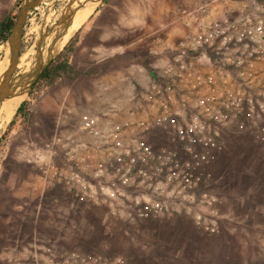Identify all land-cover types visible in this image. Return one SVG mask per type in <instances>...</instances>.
Listing matches in <instances>:
<instances>
[{
  "label": "built area",
  "instance_id": "2783aa9c",
  "mask_svg": "<svg viewBox=\"0 0 264 264\" xmlns=\"http://www.w3.org/2000/svg\"><path fill=\"white\" fill-rule=\"evenodd\" d=\"M172 21L181 35L127 117L82 114L79 135H56L36 166L83 210L104 208L129 227L185 218L214 236L234 187L233 150L264 151V0H182ZM66 263L128 261L105 249Z\"/></svg>",
  "mask_w": 264,
  "mask_h": 264
},
{
  "label": "crops",
  "instance_id": "0c3cea01",
  "mask_svg": "<svg viewBox=\"0 0 264 264\" xmlns=\"http://www.w3.org/2000/svg\"><path fill=\"white\" fill-rule=\"evenodd\" d=\"M149 68L133 75L132 103L136 92L150 80ZM58 101L46 98L41 110L53 116L51 140L56 135L78 136L81 114L68 113V106H59ZM116 118L108 120L119 122ZM41 122L45 125L47 121ZM29 146L19 148L17 174L0 179L1 264H67L72 253L105 249L125 255L128 264H233L230 238L234 232L246 245L245 233L263 228L257 221L249 224V219L264 215V151L257 148L248 149L243 156L241 150H233L231 170L235 173L227 181L234 187L221 205L225 220L219 234L207 236L185 218L129 227L117 223L104 208L83 210L68 193L49 188L40 177L36 163L49 157L46 145L32 142ZM57 151L63 153L64 149L57 147ZM252 158H257L254 165ZM245 166L251 170L246 172ZM243 255L240 249V257Z\"/></svg>",
  "mask_w": 264,
  "mask_h": 264
},
{
  "label": "rangeland",
  "instance_id": "374dc122",
  "mask_svg": "<svg viewBox=\"0 0 264 264\" xmlns=\"http://www.w3.org/2000/svg\"><path fill=\"white\" fill-rule=\"evenodd\" d=\"M24 1L0 0V20L8 12L17 15ZM69 2L70 0H46L28 15L18 72H23L30 66L43 30L60 20ZM181 2L182 0H103L92 9L82 27L64 43L60 54L53 61L68 63L73 72L64 74L53 83L42 80L33 86L28 96L16 102L11 99L7 106L2 105L3 108H0V179L17 174L20 146L30 147L32 142L48 145L52 141L50 121L53 116L41 111L48 97L58 99L59 106L67 105L68 113L105 114L107 118L116 115L117 121L125 119L132 106L133 75L145 72L149 67L152 71L153 65L162 63V59L175 47L181 35L179 26L172 21V14ZM83 12L85 16L88 14L87 10H81L74 21ZM110 61L111 67L108 65ZM9 62L8 43L0 45V63L8 65ZM106 66L110 68L108 72L99 77L94 76L95 78L88 76L96 75ZM23 103V114L16 115L18 104L21 106ZM11 113L14 115L9 120ZM66 113L65 109L63 114ZM42 119H46L45 125L41 122ZM12 121L13 124L10 125ZM251 219L249 224L257 221L263 228L246 232L249 242H245L246 245L239 242L238 233L234 232L233 238H230L233 264H264V215ZM240 249L245 254L242 258ZM246 259L248 263L244 262Z\"/></svg>",
  "mask_w": 264,
  "mask_h": 264
},
{
  "label": "water",
  "instance_id": "95a60500",
  "mask_svg": "<svg viewBox=\"0 0 264 264\" xmlns=\"http://www.w3.org/2000/svg\"><path fill=\"white\" fill-rule=\"evenodd\" d=\"M45 1L25 0L16 15L15 24L7 42L10 48L9 67L0 80V108L11 99L29 95L44 71L60 54L64 43L72 36L66 39L77 13L86 8L94 9L103 0H70L60 20L43 30L36 43V55L30 66L25 71L18 72L23 32L28 15Z\"/></svg>",
  "mask_w": 264,
  "mask_h": 264
},
{
  "label": "trees",
  "instance_id": "16d2710c",
  "mask_svg": "<svg viewBox=\"0 0 264 264\" xmlns=\"http://www.w3.org/2000/svg\"><path fill=\"white\" fill-rule=\"evenodd\" d=\"M22 1V0H21ZM16 20V13L8 12L5 14V16L0 20V45H5L8 42V39L10 37V34L12 32V29L14 27ZM112 61L108 62L109 67H111ZM109 67H105L104 69H101L97 72L96 75H88L90 77H99L100 75L108 72L110 69ZM148 67V64H147ZM73 72L72 68L68 63H58L55 61L52 65H50L42 74L40 79L37 83H39L42 80L48 81L50 83H53L57 78L63 76L64 74H71ZM94 77V78H95ZM25 108V103H23L17 110L16 115L23 114ZM13 124V121L10 125Z\"/></svg>",
  "mask_w": 264,
  "mask_h": 264
},
{
  "label": "bare ground",
  "instance_id": "6f19581e",
  "mask_svg": "<svg viewBox=\"0 0 264 264\" xmlns=\"http://www.w3.org/2000/svg\"><path fill=\"white\" fill-rule=\"evenodd\" d=\"M87 1V0H86ZM84 10L88 11V14L85 16L84 12L80 15V17H78L72 27L70 28L68 35L66 36V39L69 38L75 31H77L78 29H80L82 27V25L84 24V22L86 21V19L88 18L90 12L92 11V8H86ZM7 63H0V80L3 76V74L6 72V70L8 69V65H6ZM6 65V66H5ZM23 99V97H19V98H15L12 99L13 102L19 101ZM11 102V100L5 102L3 105L7 106V104H9ZM14 106V105H13ZM20 104H18L17 109L19 108ZM3 108V107H2ZM6 109V108H5ZM11 109V108H10ZM14 113H11L9 116V120L13 117Z\"/></svg>",
  "mask_w": 264,
  "mask_h": 264
}]
</instances>
